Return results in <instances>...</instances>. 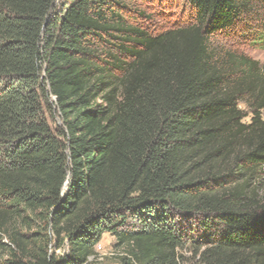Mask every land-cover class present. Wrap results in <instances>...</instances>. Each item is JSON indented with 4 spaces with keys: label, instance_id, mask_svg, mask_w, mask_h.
<instances>
[{
    "label": "trees",
    "instance_id": "1",
    "mask_svg": "<svg viewBox=\"0 0 264 264\" xmlns=\"http://www.w3.org/2000/svg\"><path fill=\"white\" fill-rule=\"evenodd\" d=\"M143 2L0 0V264H264V0Z\"/></svg>",
    "mask_w": 264,
    "mask_h": 264
},
{
    "label": "rangeland",
    "instance_id": "2",
    "mask_svg": "<svg viewBox=\"0 0 264 264\" xmlns=\"http://www.w3.org/2000/svg\"><path fill=\"white\" fill-rule=\"evenodd\" d=\"M142 10H145L146 17L140 19L139 22L143 23L145 27L150 30H161L169 26L182 24L188 21L190 18V4L188 0H154V2H143L140 4ZM222 38L224 43H227L232 48H239L241 51L247 53L254 59H257L264 64V50L252 47L250 42L241 39L230 38L228 35H224ZM244 112L247 114L245 122L251 121V113L244 103L240 105ZM264 115V111H263ZM115 238L110 234L106 233L105 237L102 238L100 244L103 250L108 253L102 256L100 260L96 257H91L90 261L94 264H121V256L126 254V249L123 247L115 246ZM114 250L117 255H109L110 250ZM96 251V247H95ZM187 257H192L188 264H200L198 258H195L187 252Z\"/></svg>",
    "mask_w": 264,
    "mask_h": 264
},
{
    "label": "built area",
    "instance_id": "3",
    "mask_svg": "<svg viewBox=\"0 0 264 264\" xmlns=\"http://www.w3.org/2000/svg\"><path fill=\"white\" fill-rule=\"evenodd\" d=\"M108 254L103 250V247L101 246V244H97L96 245V251L95 254L92 257H96V259L100 260L102 258L103 255ZM109 255L111 256H115L117 255V253L114 250H110L109 251Z\"/></svg>",
    "mask_w": 264,
    "mask_h": 264
},
{
    "label": "crops",
    "instance_id": "4",
    "mask_svg": "<svg viewBox=\"0 0 264 264\" xmlns=\"http://www.w3.org/2000/svg\"><path fill=\"white\" fill-rule=\"evenodd\" d=\"M106 233L103 235V238L105 237Z\"/></svg>",
    "mask_w": 264,
    "mask_h": 264
}]
</instances>
